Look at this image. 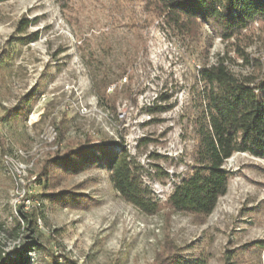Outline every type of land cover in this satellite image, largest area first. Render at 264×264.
<instances>
[{
    "label": "rangeland",
    "instance_id": "obj_1",
    "mask_svg": "<svg viewBox=\"0 0 264 264\" xmlns=\"http://www.w3.org/2000/svg\"><path fill=\"white\" fill-rule=\"evenodd\" d=\"M31 33L35 41L14 40ZM207 33L204 27L198 43L184 40L147 14L143 0L0 1V56L10 52L0 67L1 256L26 255L25 264L64 256L78 264H159L176 253L183 264H224L236 251L241 261L264 264V248L245 247L264 241V159H226L227 190L204 218L164 204L191 163L196 69L224 57L236 75L255 74L237 46L264 66V24L254 23L245 39L216 37L206 55ZM101 78L110 82L103 100L92 87ZM37 84L30 113L15 120L5 110ZM152 106L166 108L150 113ZM50 128L52 143L42 139ZM87 140L121 143L135 157L143 185L161 202L158 213L122 200L101 167L63 177L54 188L83 195L80 207L42 196L36 175L45 159L57 146ZM20 212H35V225Z\"/></svg>",
    "mask_w": 264,
    "mask_h": 264
},
{
    "label": "trees",
    "instance_id": "obj_2",
    "mask_svg": "<svg viewBox=\"0 0 264 264\" xmlns=\"http://www.w3.org/2000/svg\"><path fill=\"white\" fill-rule=\"evenodd\" d=\"M143 8L176 35L193 43L200 41L203 28L207 27L206 55L216 37L222 41L245 39L254 23L264 24V0H143ZM27 21L18 27L19 32L28 26ZM36 39L37 34L31 33L14 40L23 44ZM236 51L246 62L252 63L255 74L236 75L225 63L224 57L196 69L194 77L201 84V89L196 98V113L191 120V163L165 199L164 204L172 211L189 213L198 218L208 216L228 187L229 172L223 167L226 159L234 153H247L264 159L263 62L258 58L250 59L238 46ZM9 58L8 50L0 56V67L6 66ZM124 72V69L121 70L119 76ZM92 82L95 92L103 100L109 80L101 78ZM39 94L37 84L20 97L13 108L5 111L11 113L15 120L24 121ZM160 99L166 101L167 97L161 96ZM165 108L152 106L148 111L160 112ZM52 153L36 175L43 189L42 196L49 202L62 207H80L83 195L67 190L55 191L54 188L63 177L101 167L122 200L146 215L159 212L161 202L143 185L138 162L121 143L70 142L63 150L57 146ZM20 215L27 225H35V212H20ZM19 229L20 225L13 229V237L18 235ZM245 247L262 249L264 241H253ZM225 260L224 264H252L241 261L236 251H231ZM26 261V255L16 260L0 255V264H25ZM160 261L159 264H183L176 253ZM52 264L78 263L64 256L61 263L53 260Z\"/></svg>",
    "mask_w": 264,
    "mask_h": 264
},
{
    "label": "bare ground",
    "instance_id": "obj_3",
    "mask_svg": "<svg viewBox=\"0 0 264 264\" xmlns=\"http://www.w3.org/2000/svg\"><path fill=\"white\" fill-rule=\"evenodd\" d=\"M55 135H56V132H55L54 128H50L48 130V133L46 135L42 136L43 137L42 139H45L49 143H52L54 141Z\"/></svg>",
    "mask_w": 264,
    "mask_h": 264
}]
</instances>
